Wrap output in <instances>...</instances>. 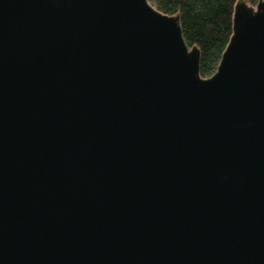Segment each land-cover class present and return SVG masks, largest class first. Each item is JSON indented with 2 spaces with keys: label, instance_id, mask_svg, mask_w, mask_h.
<instances>
[{
  "label": "water",
  "instance_id": "water-1",
  "mask_svg": "<svg viewBox=\"0 0 264 264\" xmlns=\"http://www.w3.org/2000/svg\"><path fill=\"white\" fill-rule=\"evenodd\" d=\"M199 60L149 0H0V264H264V0Z\"/></svg>",
  "mask_w": 264,
  "mask_h": 264
},
{
  "label": "trees",
  "instance_id": "trees-1",
  "mask_svg": "<svg viewBox=\"0 0 264 264\" xmlns=\"http://www.w3.org/2000/svg\"><path fill=\"white\" fill-rule=\"evenodd\" d=\"M158 10L177 14L183 37L200 50L199 71L212 74L231 34L236 0H149ZM255 4L257 0H246Z\"/></svg>",
  "mask_w": 264,
  "mask_h": 264
}]
</instances>
